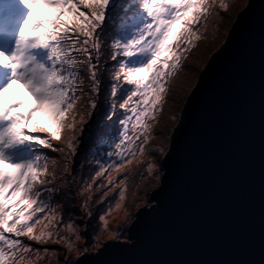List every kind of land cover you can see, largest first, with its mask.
Wrapping results in <instances>:
<instances>
[{"label": "snow or ice", "instance_id": "snow-or-ice-1", "mask_svg": "<svg viewBox=\"0 0 264 264\" xmlns=\"http://www.w3.org/2000/svg\"><path fill=\"white\" fill-rule=\"evenodd\" d=\"M217 2L228 7L224 0H0V264H40L58 251L29 241H63L71 250L73 240L88 235L55 196L71 178L70 163L103 88L108 111L98 143L108 144L117 122L119 128L82 182L87 214L94 196L111 205L114 192L108 213L121 209L133 177L140 191L149 177L160 179L154 157L143 159L149 122ZM40 4L55 13L37 16ZM13 82L23 85L30 103L6 98ZM98 219L107 231V215Z\"/></svg>", "mask_w": 264, "mask_h": 264}, {"label": "water", "instance_id": "water-1", "mask_svg": "<svg viewBox=\"0 0 264 264\" xmlns=\"http://www.w3.org/2000/svg\"><path fill=\"white\" fill-rule=\"evenodd\" d=\"M152 204L75 264H264V0H248L188 93Z\"/></svg>", "mask_w": 264, "mask_h": 264}, {"label": "rangeland", "instance_id": "rangeland-1", "mask_svg": "<svg viewBox=\"0 0 264 264\" xmlns=\"http://www.w3.org/2000/svg\"><path fill=\"white\" fill-rule=\"evenodd\" d=\"M236 1L237 0H232V3L234 4V3H236ZM247 2H248V0L246 1V4H247ZM55 11H56L55 9L50 8L47 5L40 4V5H38L36 7L35 14L37 16H40V17H46V16L53 15L55 13ZM238 12L236 13L234 18L232 19L233 21L235 20ZM217 16L220 18L221 14L220 15L217 14L215 16V21L218 18ZM222 17H223V15L220 18L221 20H222ZM209 21L211 23H213L212 20H209V17H207L206 23L202 24L199 27L198 35L202 34L203 36H205V34H207V26H208L207 23ZM233 21H231V24H230L228 30L224 29L225 28L224 25L221 26V28H220L217 25L215 26L216 23H213L214 24L213 25V33L214 34L211 33L213 35L209 38V41L214 37L215 42L218 43V46L215 48V50L217 48H219L221 46V44L223 43V42L222 43H220V42H221V40L223 39L224 36L226 38V35H227V33H228ZM225 38H224V40H225ZM190 53L188 52L186 54V56H185V58L183 60V65H184L187 57H189ZM211 54H209V57L211 56ZM209 57L207 58V61H208ZM188 60H190V59H188ZM183 68L184 67H181L177 72L182 71ZM184 75H185V73L184 74L183 73L180 74L181 79L184 77ZM172 80H171L170 85H169V90H170L171 85H172ZM179 86L180 85L175 84L174 88H176V87L179 88ZM10 90H11V92H10ZM174 90L171 92V96L175 95V91ZM190 90L187 92L186 97H187L188 93L190 92ZM168 91H167V93H168ZM167 93L165 94V98L163 100L162 109L160 110V112H158L156 114L155 120L149 122L152 129H153V127L155 128V126H156L157 130L158 129L162 130V126L160 125L161 121L159 122L158 119H159L160 115L162 113H164V107H165V109H168V111L166 110V113H165V115H167L169 110H170V107L173 104V99L171 97V98H169V101H168V104H167L169 106H165V104L167 102V97H168ZM5 96H6L7 99H15V98L22 97L26 101H28L29 103L31 102V97L28 95L26 90L23 88V85L20 84L19 82H15L7 90ZM186 97H185V99H186ZM180 112H179V115H180ZM42 116H43V114H38V119H41ZM176 123H175V125H176ZM175 125H173V127H171V129L169 131L168 141H167V144H166V149L163 150L160 153V156H159L158 150L155 148L156 140H158L157 138H151L149 143H148V145L146 146L148 150L145 152L143 159H144L145 162H147V160L150 157H154V159H155V161L157 163V167H158V171H157L156 174L159 175L160 179L156 180L155 179V175L152 176V177H149L148 180L150 182L147 183V187L144 188L143 191H140L139 188L136 187V185H139L142 182L136 177L131 178V183L129 184V194H128L127 198H126L124 206L121 209H119V210L113 209V211L111 213H108V207L111 206V205H114V203H115V201L117 199L116 194L114 192V193L110 194L111 205H109L107 202H105L104 204H98V205H97L96 202L91 203L90 206L92 208V215H88L87 214V209H86V207L84 205V201H80L79 204H76L74 199H72L73 195H70L71 193L69 192V189H68V191L66 189V183L65 184H58V187L61 188V189H60V192L56 194L55 199L58 200V202L60 204L65 205L69 209V211L67 213V218L74 219L77 223H79L81 232H85L86 231L88 233V235H82L81 238L78 241L77 240H73V243L76 245V247L72 248L71 250L67 249V245L63 241H59V242L50 241V242H48L46 244H37L34 241H29V243H32L35 247L50 248V249L58 250L56 252L55 256H52V254L49 253V256L46 257L44 261L40 262V264H67V261H71V264H75V261L77 260V258L82 253H84V252H96L99 248H101L109 240L129 241V239L127 237L128 234H129V227L132 224V222L135 220L137 210L142 208V207H144V206H148L149 207L152 204V202L150 201V193L154 189H156V188H158L160 186L161 176L163 174V169H162V167L160 165V161H161L163 155L165 154V152L168 149L169 138H170V135H171ZM156 133H158V131ZM152 136L153 137L156 136L153 133V131L151 132V137ZM108 147H106V149L102 150V151H94V152L90 153V155H88V156L84 155L87 159L85 157H83V156H79L78 155L79 151H78L76 153V155L72 158V161L70 163L69 172H70L71 178L69 180V183L73 184V182H74L76 186H80L79 187V191L81 192V186H82L83 180H86L89 177L90 173L94 170V168H95V163H94L95 160L101 158L103 153H106L107 151L111 150L110 147L109 148ZM152 149H156L157 151H155V152L150 151ZM56 155H59V154L57 153ZM141 167H143V165H141ZM145 175H146V173H145ZM152 180L157 182V184L153 185ZM116 191H118V190H116ZM134 192L138 193V198H139V201H140L139 203H134V201L137 199L136 196L132 195V193H134ZM67 193H69V194H67ZM66 194H67V197H65ZM80 195L83 196L81 193H80ZM68 197H69V199L66 200ZM68 201L70 203L67 204ZM126 210L128 212H130V214H131L130 218L125 217L124 213H125ZM79 213H81V214H79ZM98 215H107L108 224H109V227H108L107 231L102 230V222L98 219ZM121 223H124V228L122 230V233L121 234H117V235L114 236L113 233L118 231L119 225ZM88 224H91L92 227L91 228H86L85 226L88 225ZM65 234H66L65 232H63V231L61 232V235H65Z\"/></svg>", "mask_w": 264, "mask_h": 264}, {"label": "trees", "instance_id": "trees-1", "mask_svg": "<svg viewBox=\"0 0 264 264\" xmlns=\"http://www.w3.org/2000/svg\"><path fill=\"white\" fill-rule=\"evenodd\" d=\"M246 1L247 0H237L236 3L233 4L232 0H224V2L226 4H228L227 8L219 7V4L217 2V4H215L213 6V8L210 10L211 14L208 16L209 20H212L213 23H216L215 26L217 25L220 28H221V26L224 25V27H225L224 29L228 30V28L231 24V21H233L232 19L234 18L236 13L246 4ZM217 14H219V15L221 14V16L223 15V17L221 20L220 19L221 16H220V18L217 16L218 18H217V20H216L217 22H216L215 16ZM213 23H211L210 21L207 23V25H208L207 26V34H205V36L201 35L202 37L195 44V46L191 47V50H190L191 53L189 52L190 53L189 57H187L184 65H183L184 68L182 69V71L177 72L175 74V76L172 78L173 79L172 85H171L170 90L167 93L168 97H167V102H166L165 106H169L167 104H168L169 98H171V97L173 99V104L170 107V110H169L167 115H165V113H166V110L168 111V109H165V107H164V113H162L158 119L159 122L161 121L160 125L162 126V130L161 129L157 130L156 126H155V128L153 127V129H152L153 133L156 136L155 137L152 136L151 138H157L158 139V140H156L155 148L158 150L159 156H160V153L166 149L169 131H170L171 127H173V125H175V123L177 122V120L179 118V112L182 109V106L184 104L187 92L191 88H193L195 82L197 81L199 73L201 72L203 66L205 65L207 58L209 57V54H211L215 50V48L218 46V43L215 42L214 37L209 41V38L214 34L213 33V25L214 24ZM211 33H213V34H211ZM224 38H225V36L223 37V39L221 40L220 43L223 42ZM188 59H190V60H188ZM181 73H183V74L185 73V75L182 79L180 76ZM14 83L15 82H13V84ZM106 84H107V81H105V85ZM175 84L180 85L179 88H177V87L174 88ZM173 90L175 91V95L171 96V92ZM10 92H11V90H10ZM20 98H22V97H20ZM107 98H108V91L105 87L102 89L101 101H100V104L98 105V108L94 114L93 119L90 120L87 125H85V131L81 137V143L79 146V154H78L79 156L85 157L84 155L88 156V155H90V153H92L94 151L105 150L106 147H108L109 144H111L113 142L112 138L118 134L116 129L119 128V124L117 122L115 127L113 129H111V136L108 137L109 143L108 144H99L98 143L97 130L99 128L103 127V123H102L103 117H104L105 113L108 111V108L106 106ZM108 123H111V122H108ZM157 131H158V133H156ZM152 182H153V185L157 184V182H155L154 180H152ZM79 187L80 186H76L74 182H73V184L69 183V181L66 183V189H67V191L69 189V192L71 193L70 195H73L72 199H74L76 204H79L80 201L85 200V197L80 195L81 192L79 191ZM67 194H69V193H67ZM67 194L65 195V197H67ZM68 199H69V197L66 200H68ZM95 201H96V197L94 196L92 198L91 203H94ZM68 203H70V202L68 201L67 204ZM79 214H81V213H79Z\"/></svg>", "mask_w": 264, "mask_h": 264}]
</instances>
